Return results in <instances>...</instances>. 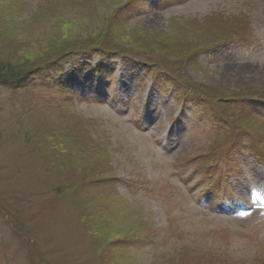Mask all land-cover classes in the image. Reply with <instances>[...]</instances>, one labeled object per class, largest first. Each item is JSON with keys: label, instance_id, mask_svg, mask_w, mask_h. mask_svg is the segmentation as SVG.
<instances>
[{"label": "rangeland", "instance_id": "obj_1", "mask_svg": "<svg viewBox=\"0 0 264 264\" xmlns=\"http://www.w3.org/2000/svg\"><path fill=\"white\" fill-rule=\"evenodd\" d=\"M157 2L0 0V61L30 73L0 87V264H264V210L214 215L199 203L202 176L188 175L218 164L221 175L234 157L241 176L215 179L210 196L227 180L231 209L264 189V0ZM237 38L210 57L194 52ZM96 46L147 63L83 60ZM67 51L75 63L51 72ZM176 79L209 97L183 99L180 87L173 101ZM64 127L97 140L103 173L127 187L82 185L76 163L46 167L44 141ZM135 178L145 187L133 194Z\"/></svg>", "mask_w": 264, "mask_h": 264}, {"label": "trees", "instance_id": "obj_2", "mask_svg": "<svg viewBox=\"0 0 264 264\" xmlns=\"http://www.w3.org/2000/svg\"><path fill=\"white\" fill-rule=\"evenodd\" d=\"M211 36H206L205 41H209ZM226 43H228V41L225 42L223 39H215L214 42L207 43L209 46H206V47L208 48L204 49V46L206 45L205 43L203 46H201L202 47L201 49L206 50V49H209V47L215 48V46L225 45ZM88 44L91 45V43H88ZM98 48H99L98 46H96L95 48H85L82 50L81 55L92 61L96 57L104 59V58H107V56H111V55H118V54L125 55L126 54L127 56L130 54V53L129 54L124 53L119 50L116 51L113 49L105 51L103 50V47H101L98 50ZM178 50L180 51V49ZM202 50H194V52L195 51L202 52ZM71 51L74 52L76 50L75 48L74 49L72 48ZM79 51H80V48H79ZM79 51H76V52H79ZM72 52H68V51L64 52L63 54H60L56 58V60L53 59V60L48 61L49 65L47 67H50L51 72L53 71L54 66H55L54 72L57 71L56 69L57 67L61 69L62 65L59 66V64L68 62L69 60H75ZM131 52L135 56H140L137 54V52L133 50ZM141 52H144V51H141ZM23 74L28 75L30 73L29 72L27 73V70L25 71V69H18L17 66L14 64L13 66H11L8 63H4L0 61V87L5 88L7 90L17 89L21 87V84L24 83L23 81L24 78L23 79L21 78ZM190 91H194L195 93H197V95H199L202 98H205L206 100L209 97V94L205 93L204 91H200V90L198 91L196 89L194 90V88H190ZM74 129H71L68 127L67 130H65V127H64L63 131L65 133L63 132L56 136V139L58 137L61 139L60 135L64 136L63 137L64 142H59V144L63 145L62 148H60L57 140L52 135L49 136L48 141L46 142L44 141L45 148L42 150V153L40 154L44 158L46 167H49L51 171L58 172V171H62L60 167L61 163L67 164V165L72 163V166L74 165V163H76L77 165H74L75 166L74 170H76L75 172L77 174L80 172L84 174L83 177L78 175L80 177V183L82 185L87 184L90 187L92 186V187L102 188L103 184L106 181H108L106 180L108 178L106 177V174H107L106 171L105 173H103V168L106 166L105 165L106 163L104 162V159L102 158L103 156L101 154L103 150L98 145V141L93 140V137H91L90 135L88 136L86 133L82 132V130H80L79 127L78 128L75 127ZM67 139H68V143L65 141ZM79 163H82V166H84L86 169L80 166ZM103 174H105V176ZM58 189H60V187ZM97 234H100V233H97ZM100 236L103 237L104 235L101 233L99 237Z\"/></svg>", "mask_w": 264, "mask_h": 264}, {"label": "bare ground", "instance_id": "obj_3", "mask_svg": "<svg viewBox=\"0 0 264 264\" xmlns=\"http://www.w3.org/2000/svg\"><path fill=\"white\" fill-rule=\"evenodd\" d=\"M152 119H153V124L159 123L160 121H162L161 114H158L157 116H154Z\"/></svg>", "mask_w": 264, "mask_h": 264}]
</instances>
